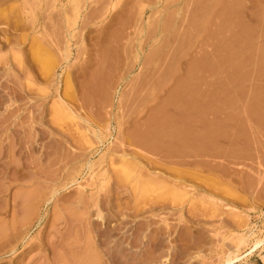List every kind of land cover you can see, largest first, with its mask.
Instances as JSON below:
<instances>
[{
	"label": "rangeland",
	"instance_id": "374dc122",
	"mask_svg": "<svg viewBox=\"0 0 264 264\" xmlns=\"http://www.w3.org/2000/svg\"><path fill=\"white\" fill-rule=\"evenodd\" d=\"M0 264H264V0H0Z\"/></svg>",
	"mask_w": 264,
	"mask_h": 264
},
{
	"label": "bare ground",
	"instance_id": "6f19581e",
	"mask_svg": "<svg viewBox=\"0 0 264 264\" xmlns=\"http://www.w3.org/2000/svg\"><path fill=\"white\" fill-rule=\"evenodd\" d=\"M238 1H239V0H238ZM230 8H231V7H230ZM233 8H234V7H233ZM227 10H228V9H227ZM234 10H235V9H233V11H234ZM228 11H229V10H228ZM230 11H231V10H230ZM225 12H226V11H225ZM228 13H229V12H228ZM231 13H232V12H230V14H231ZM234 13H235V11H234ZM224 14H225V13H224ZM225 16H226V15H225ZM228 16H229V15H228ZM228 16H227V17H228ZM231 16H232V15H231ZM233 16H234V15H233ZM230 18H231V17H230ZM224 19L229 20V18H224ZM233 19H234V18H233ZM224 22H228V23H229V22H231V20H230V21H223V22H222L223 25H224ZM222 24H220V27H221ZM225 24H226V23H225ZM231 24H232V23H231ZM223 25H222V26H223ZM227 26H228V25H227ZM227 26H226V27H227ZM230 27H231V26H230ZM223 28H225V26H223ZM223 28H222V29H223ZM227 28H228V27H227ZM241 28H242V27H241ZM218 29H219V27H218ZM220 29H221V28H220ZM222 29H221V30H222ZM224 30H225V29H223V31H224ZM226 30H227V29H226ZM226 30H225V31H226ZM228 30H229V29H228ZM240 30H242V29H240ZM240 30H238L237 32H239ZM237 32L233 33L232 35H234V34L238 35L239 33H237ZM238 36H239V35H238ZM235 37H236L235 35L232 36L231 40H232L233 38H234V39L238 38V37H236V38H235ZM239 37H240V36H239ZM234 39H233V41H234V43H235L236 40H234ZM237 40H238V39H237ZM231 42H232V41H231ZM234 43H233V44H234ZM233 44H232V45H233ZM237 44H238V43H237ZM230 45H231V44H230ZM230 45H228V46H229V47H228L229 49H230V47H231ZM221 48H222V47H221ZM225 48H226V45H225ZM220 50H221V49H220ZM227 52H229V51H227ZM230 53H231V52H229V54H230ZM227 54H228V53H227ZM43 62H44V61H43Z\"/></svg>",
	"mask_w": 264,
	"mask_h": 264
}]
</instances>
